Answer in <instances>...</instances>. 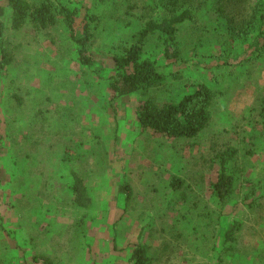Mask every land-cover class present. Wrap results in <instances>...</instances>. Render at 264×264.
<instances>
[{
	"label": "rangeland",
	"instance_id": "1",
	"mask_svg": "<svg viewBox=\"0 0 264 264\" xmlns=\"http://www.w3.org/2000/svg\"><path fill=\"white\" fill-rule=\"evenodd\" d=\"M58 1L77 13L78 34L92 17V66L80 63L62 21L17 32L12 8L1 2L13 52L0 74L2 264H42L34 261L42 256L132 264L138 244L149 247L155 264H264V49L256 52L257 34L233 37L216 0H197L193 19L178 27V60L165 57L162 36L146 48L164 83L115 99L113 58L148 20L166 15L160 0ZM245 1L238 18L249 21L255 0ZM198 85L215 95L211 122L198 137L170 140L140 127L141 102L177 104ZM226 153L233 154L228 170L236 187L223 213L213 186ZM73 172L88 187V209L73 202ZM125 184L128 204L118 192ZM234 222L242 230L225 251Z\"/></svg>",
	"mask_w": 264,
	"mask_h": 264
},
{
	"label": "trees",
	"instance_id": "2",
	"mask_svg": "<svg viewBox=\"0 0 264 264\" xmlns=\"http://www.w3.org/2000/svg\"><path fill=\"white\" fill-rule=\"evenodd\" d=\"M197 0H160L166 15L161 19L148 20L143 28L136 33L129 46L125 47L120 55L113 58L114 70L109 78V87L115 99L133 96L140 92H148L161 86L166 77L160 72L155 62L145 56L146 48L155 36H162L165 43V57L168 60H178L177 49L178 27L186 21L192 20V6ZM6 3L13 10L12 28L21 31L27 23L36 28L48 29L63 22L69 29L72 40L77 46L79 61L83 66H92L95 62L90 52L94 34L91 28L92 17L84 19L82 29L76 32L77 13L59 3L58 0H40L33 4L28 0H0V74L13 62V52L6 38V25L4 22ZM218 12L227 18L229 32L233 37L245 38L250 32L256 33L259 41L257 51L264 49V0H255L251 7L249 21L239 19V8L245 0H216ZM246 9L243 8L244 12ZM259 45V47H257ZM253 52L254 49H253ZM215 95L206 85H198L196 89L185 96L179 103L158 105L153 99L141 102L136 111L137 121L144 131H150L155 136L170 140L194 139L198 137L211 122V106ZM1 129V121H0ZM232 153H226L220 158V173L213 186L214 194L219 201L223 213L230 206L235 193L236 179L228 170V162ZM73 175V202L82 209H88L92 204L88 187L82 177L76 172ZM1 166H0V188ZM173 189H180L182 182L174 179ZM119 195L126 198V203L132 201V188L125 184L118 189ZM242 230L240 222H234L225 232L223 244L225 251L231 250L238 234ZM146 245L138 244L132 251V264H155ZM35 262L42 264H60L48 257H35ZM0 264L2 262L0 261Z\"/></svg>",
	"mask_w": 264,
	"mask_h": 264
}]
</instances>
